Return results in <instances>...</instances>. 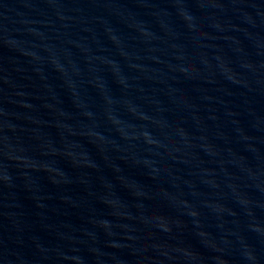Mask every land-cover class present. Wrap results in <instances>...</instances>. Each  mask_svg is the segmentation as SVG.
<instances>
[{"label":"water","instance_id":"water-1","mask_svg":"<svg viewBox=\"0 0 264 264\" xmlns=\"http://www.w3.org/2000/svg\"><path fill=\"white\" fill-rule=\"evenodd\" d=\"M0 264H264V0H0Z\"/></svg>","mask_w":264,"mask_h":264}]
</instances>
